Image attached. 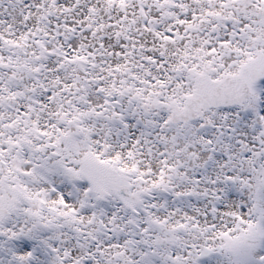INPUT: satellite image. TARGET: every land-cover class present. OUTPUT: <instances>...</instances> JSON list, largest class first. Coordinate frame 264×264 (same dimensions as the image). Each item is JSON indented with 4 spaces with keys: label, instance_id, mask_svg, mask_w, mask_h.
Wrapping results in <instances>:
<instances>
[{
    "label": "snow or ice",
    "instance_id": "6c2138e0",
    "mask_svg": "<svg viewBox=\"0 0 264 264\" xmlns=\"http://www.w3.org/2000/svg\"><path fill=\"white\" fill-rule=\"evenodd\" d=\"M0 264H264V0H0Z\"/></svg>",
    "mask_w": 264,
    "mask_h": 264
}]
</instances>
